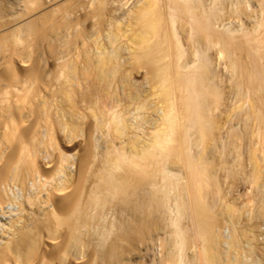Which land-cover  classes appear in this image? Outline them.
<instances>
[{
    "label": "bare ground",
    "instance_id": "1",
    "mask_svg": "<svg viewBox=\"0 0 264 264\" xmlns=\"http://www.w3.org/2000/svg\"><path fill=\"white\" fill-rule=\"evenodd\" d=\"M23 1L0 18V264H264V0Z\"/></svg>",
    "mask_w": 264,
    "mask_h": 264
},
{
    "label": "rangeland",
    "instance_id": "2",
    "mask_svg": "<svg viewBox=\"0 0 264 264\" xmlns=\"http://www.w3.org/2000/svg\"><path fill=\"white\" fill-rule=\"evenodd\" d=\"M18 1V2H17ZM1 3L0 4H2L3 6H5L4 8H6L5 10L6 11H1L3 14H4V16H3V14H1V16H0V18H7V17H9V16H7L6 15V13L8 12V10H11V9H13L14 10V8H12L11 7V5H10V2H11V4H12V2H13V4H12V6H16L17 5V7L18 6H20V7H23V3H24V1L23 0H2V1H0ZM15 2V3H14ZM7 3V4H6ZM9 3V4H8ZM19 3V4H18ZM22 4V5H21ZM8 7H10L9 9H8ZM17 7H15V8H17ZM19 8V7H18ZM247 9L249 10L250 9V7H247ZM228 21H232L233 23H236L237 24V22L239 21V19L237 18V16H236V14H235V12H232V13H228ZM256 17V16H255ZM253 15H252V17H250V18H247V19H250V20H248V21H250V23L251 22H253L252 20V18H254V19H256ZM257 19H259V17L257 18ZM255 21V20H254ZM231 89V90H230ZM231 91V92H230ZM235 89L233 90V87H230L229 88V95H228V98H227V101H226V104H227V106H228V114L225 116V125H224V127H226L227 126V124H228V126H229V124H231V123H233V122H236L235 120H237V117H236V114H234L235 112H234V109H233V104H234V102L236 101V97L234 96L235 95ZM233 92V93H232ZM247 145H250L251 147H255V146H257L256 145V141L255 140H250V139H246L245 141H244V143L242 144V147H245V146H247ZM229 148V147H228ZM233 187L231 188L232 190H233V194L234 195H237L238 193H237V189H239V188H245L246 190L249 188V182H248V180L247 179H244V180H240V179H238V180H235L233 183ZM242 191H244V190H242ZM238 197L240 196L239 194L237 195ZM240 200H241V197H240ZM216 203L218 204V205H223V202L225 201V199H224V197H218L217 196V198H216ZM158 251H159V249L157 248V247H155L154 249H152V251H151V253H152V255H155V257L154 258H157L158 259V257H159V253H158ZM173 260V259H172ZM172 263V262H171Z\"/></svg>",
    "mask_w": 264,
    "mask_h": 264
}]
</instances>
